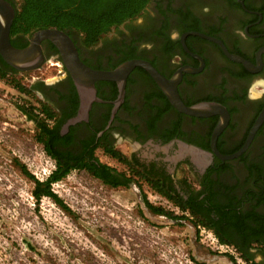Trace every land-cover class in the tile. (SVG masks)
Listing matches in <instances>:
<instances>
[{"label": "flooded vegetation", "instance_id": "af4514ba", "mask_svg": "<svg viewBox=\"0 0 264 264\" xmlns=\"http://www.w3.org/2000/svg\"><path fill=\"white\" fill-rule=\"evenodd\" d=\"M64 32L92 69L145 60L176 79L185 105L218 103L228 119L213 137L220 114L180 112L147 70L135 66L122 94L119 81H95L87 115L71 123L81 97L58 50L43 40L44 62L55 72L35 85L55 167L74 166L108 186L105 177L116 186L142 182L170 205L184 206L250 264H264V118L242 153L220 157L244 145L264 108V0H150L92 47L79 33ZM29 36L10 35L11 44L24 47ZM0 70L18 72L1 56Z\"/></svg>", "mask_w": 264, "mask_h": 264}, {"label": "rangeland", "instance_id": "374dc122", "mask_svg": "<svg viewBox=\"0 0 264 264\" xmlns=\"http://www.w3.org/2000/svg\"><path fill=\"white\" fill-rule=\"evenodd\" d=\"M54 72L44 62L0 76V264H250L230 243L209 235L193 214L165 202L142 182L108 186L71 168L51 184L70 211L45 196L35 203L34 182L17 162L39 180L55 163L23 109L43 118L35 84ZM143 197L182 217L151 212Z\"/></svg>", "mask_w": 264, "mask_h": 264}, {"label": "trees", "instance_id": "16d2710c", "mask_svg": "<svg viewBox=\"0 0 264 264\" xmlns=\"http://www.w3.org/2000/svg\"><path fill=\"white\" fill-rule=\"evenodd\" d=\"M149 2L150 0H19L13 5L15 14L10 35L17 38L19 34L30 35L37 29L57 28L79 33L83 45L92 47L99 42L102 35L108 33L113 27H118L138 16ZM5 72L0 70V76ZM23 113L35 121L38 129L36 140L44 145L45 152L50 154V149L44 144V119H39L32 110L28 112L23 109ZM41 113H44L42 108ZM17 165L20 171L34 182L31 195L35 199V203L39 204L40 199L45 196L51 198L62 209L70 211L61 198L53 192L51 184L60 180L74 166L62 167L57 164L44 180H39L29 172L26 165L20 162H17ZM104 179L113 186L117 185L110 178L105 177ZM143 202L155 214L171 219L182 217L152 205L146 197H143ZM181 209L184 211L185 207L182 206ZM217 237L221 242L224 241L220 236Z\"/></svg>", "mask_w": 264, "mask_h": 264}, {"label": "water", "instance_id": "95a60500", "mask_svg": "<svg viewBox=\"0 0 264 264\" xmlns=\"http://www.w3.org/2000/svg\"><path fill=\"white\" fill-rule=\"evenodd\" d=\"M15 10L6 0H0V56L3 61L18 72L29 71L39 68L44 63L41 52V41H50L58 50L62 63L72 77L76 89L81 97L79 113L70 122L74 123L86 116L90 102L95 98L94 83L97 80H116L119 81L121 94L124 89V82L128 73L135 67L140 66L147 70L157 85L162 89L170 103L180 112L192 115L207 116L218 113L221 118L214 129L213 137L225 126L228 113L225 107L214 102H203L195 105H185L177 92L176 79H167L161 75L149 62L142 59H130L113 70L92 69L81 61L76 47L70 37L57 28H41L33 31L28 43L24 47H15L10 41V28L14 18ZM218 43L223 47L222 43ZM224 48V47H223ZM240 59V58H238ZM242 60V59H240ZM264 118V108L260 112L254 123L249 136L244 145L236 152L229 155H221L222 159H231L242 153L247 147L255 129ZM189 151L196 152L195 147H189Z\"/></svg>", "mask_w": 264, "mask_h": 264}]
</instances>
